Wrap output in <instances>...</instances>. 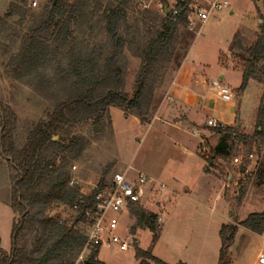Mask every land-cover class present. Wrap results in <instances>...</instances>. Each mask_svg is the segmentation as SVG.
<instances>
[{
  "label": "rangeland",
  "instance_id": "374dc122",
  "mask_svg": "<svg viewBox=\"0 0 264 264\" xmlns=\"http://www.w3.org/2000/svg\"><path fill=\"white\" fill-rule=\"evenodd\" d=\"M48 1L26 0L21 4L19 0H0V27L9 14L6 30L0 37V100L18 115L16 141L20 147L25 144L28 133L48 119L54 105L7 75L9 60L17 53L27 27V19L22 23L19 13L12 12L11 7L21 6L30 13ZM222 1H227L229 8L216 14L203 28L197 23L192 31L182 29L184 37L180 45L181 50L189 54V61L204 67L209 78H218L220 72H225L223 83L235 95L232 103L241 104L239 122L244 139L232 141L230 156L213 159L212 150L221 136L207 123L205 134L200 136L183 122L182 117L176 120L167 117V104L164 108L162 104L169 101L166 100L169 95L166 83L176 76L175 71L167 75L164 85L157 91V104L148 124H142L134 116H126L122 110L111 109L110 118L98 130L91 123L81 124L63 128L54 138L55 141L59 137L67 138V131L71 136L84 138L87 143L83 157L73 162L70 169L74 184L84 195H90L98 187L106 171L109 174L105 183L109 184L115 173H123L129 166L156 179L158 187L164 184L162 197L153 188L136 206L144 218L139 219L127 209L109 215L118 223L117 233L121 237L133 238V246L126 252L116 246L101 249L98 261L103 264H141L142 261L155 264L146 258L138 261V248L166 264H219L222 226H238L250 215L264 211V78L260 82L251 81L244 94L237 97L243 78L241 57L245 56L243 50L252 47L261 34L264 0ZM34 2H37L36 7ZM159 2L134 0L131 16L145 9L162 14ZM168 2L173 9L175 0ZM128 58L126 92L131 95L141 61L130 54ZM259 124L263 126L261 136L257 134ZM196 146L198 149L194 150ZM251 154L253 158L249 159ZM201 156L213 159L209 174L205 172L208 163ZM239 156L243 158L241 167L233 163ZM171 189L178 194L173 196ZM12 200L13 174L9 164L0 158V249L5 253L12 249V227L16 220ZM53 215L65 221L75 213L57 208ZM153 216H157L156 223L150 224L148 218ZM263 235L238 227L230 249V264H255L264 241L259 236Z\"/></svg>",
  "mask_w": 264,
  "mask_h": 264
},
{
  "label": "trees",
  "instance_id": "16d2710c",
  "mask_svg": "<svg viewBox=\"0 0 264 264\" xmlns=\"http://www.w3.org/2000/svg\"><path fill=\"white\" fill-rule=\"evenodd\" d=\"M133 1L49 0L30 13L12 5V12L19 13L22 23L27 19V27L17 53L9 60L7 75L52 103L54 110L28 133L20 147L16 141L18 115L0 100V158L13 174L12 209L16 215L12 249L10 253L0 249V264L77 263L86 243V212L93 209L96 194L107 185L109 172L90 195L82 194L70 169L83 157L87 143L67 131V138L55 141V136L63 128L87 123L98 130L110 118L111 109L148 124L157 104V91L185 60L181 30L188 29L190 0H175L173 9L168 0H160L162 14L145 9L135 17L131 16ZM19 2L25 4L26 0ZM174 9L177 16H173ZM7 17L9 14L0 27V37ZM261 28L252 47L243 50L238 43L245 53L238 98L251 81L264 78V24ZM129 54L141 61L131 95L126 92ZM214 131L221 137L212 150L213 159H226L232 154V141L244 139L238 122ZM257 134H263L261 124ZM201 157L208 163L205 172L209 174L213 159ZM57 208L69 209L75 215L64 221L53 215ZM132 213L139 219L145 217L137 207ZM156 220L157 216L148 218L150 224ZM238 227L263 234L264 211L250 215L238 226H222L219 264H230ZM98 255V250L91 252L88 264H103ZM144 258L166 264L138 248L136 259Z\"/></svg>",
  "mask_w": 264,
  "mask_h": 264
},
{
  "label": "built area",
  "instance_id": "2783aa9c",
  "mask_svg": "<svg viewBox=\"0 0 264 264\" xmlns=\"http://www.w3.org/2000/svg\"><path fill=\"white\" fill-rule=\"evenodd\" d=\"M34 7L37 2H34ZM229 8V3L222 0H190L187 9L188 29L193 30L199 23L203 28L216 14L224 12ZM178 11L173 10V16H177ZM210 87L214 89L218 97L225 103H232L235 95L231 89L221 80H213ZM168 95L166 100H170ZM207 125L213 129L226 127L222 122L209 120ZM253 155L249 156L252 159ZM242 157H235L233 163L235 166L243 165ZM153 181L142 173L135 172L131 166L123 173H115L112 180L102 190H100L94 201L93 209L86 212L85 236L86 243L76 264H88V259L94 250L100 252L103 248L110 249L113 246L120 251L126 252L133 246V238L129 240L121 237L117 232L119 225L115 220L109 218L110 214H120L139 205L145 198L148 187ZM264 238V235L262 236ZM264 240V239H263ZM264 264V241L261 249L257 253L256 263Z\"/></svg>",
  "mask_w": 264,
  "mask_h": 264
},
{
  "label": "crops",
  "instance_id": "0c3cea01",
  "mask_svg": "<svg viewBox=\"0 0 264 264\" xmlns=\"http://www.w3.org/2000/svg\"><path fill=\"white\" fill-rule=\"evenodd\" d=\"M231 13L234 14V12ZM218 76V78H209L205 68L195 65L193 61H189V54H187L176 76L170 83H166V94H169L171 99L165 101L162 104V108L167 104V117L170 120H176L182 117L184 120L183 122L187 124V126L194 128V131L196 130L200 136L205 134V123H208L209 120H217L218 122L224 123L226 126H232L237 122L239 123V119H241V104L237 105L236 103L223 102L218 97L216 91L210 87V82L213 80H221L222 82L226 80L225 72H220ZM258 105L257 103L254 114L257 111ZM183 122L181 121V123ZM197 149L196 146L194 150ZM195 152L197 155V151ZM194 157H196L195 154ZM135 172L137 171L135 170ZM138 173L140 172L138 171ZM145 176L153 181V184L148 188L149 191L147 189L146 194H149L151 189L154 188L157 190L158 196L162 197L164 194V184L161 183L159 188L156 185L158 184L156 179L150 178L148 175ZM171 193L173 196L178 194L175 189H171ZM132 208L130 209V214L132 213ZM161 219L163 221L164 230L165 223L163 216ZM168 221L167 219L166 224Z\"/></svg>",
  "mask_w": 264,
  "mask_h": 264
},
{
  "label": "water",
  "instance_id": "95a60500",
  "mask_svg": "<svg viewBox=\"0 0 264 264\" xmlns=\"http://www.w3.org/2000/svg\"><path fill=\"white\" fill-rule=\"evenodd\" d=\"M240 125H241V124H240V122H239V123H238V126L240 127Z\"/></svg>",
  "mask_w": 264,
  "mask_h": 264
}]
</instances>
